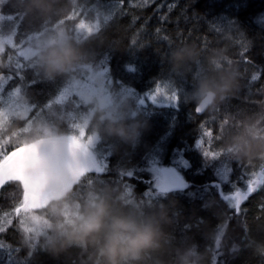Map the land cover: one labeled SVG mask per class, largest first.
I'll return each mask as SVG.
<instances>
[{
  "label": "trees",
  "instance_id": "1",
  "mask_svg": "<svg viewBox=\"0 0 264 264\" xmlns=\"http://www.w3.org/2000/svg\"><path fill=\"white\" fill-rule=\"evenodd\" d=\"M92 5L105 12L96 16L88 11ZM0 13L16 18L6 19L2 27L3 35L10 34L12 41L0 50V88L9 79V70H24L22 79L12 80L3 90L2 97L13 91V109H4L0 103V146L14 144L16 148L0 163L24 145L43 138L66 137L79 128L85 135L96 136L104 169L99 167L100 172L83 175L73 186L75 196L83 197L89 191L107 194L114 202L138 212L151 211L160 203L168 205L165 248L145 253L137 264H179L177 249L192 244L202 254L201 264H264V187L250 194L238 213L220 195L236 188L246 190L249 174L257 172L259 177L260 168L264 169L260 159L237 160L227 152L230 137L243 128L245 121H258L257 136L264 135V0H124L123 5L119 0H54V10L48 13L30 10L27 0H0ZM82 23L85 29L76 30ZM58 29L79 41L91 56L73 76L50 79L35 65V56L18 55L16 47L29 43L30 35L43 33L48 38ZM185 44L195 45L200 56L173 69L169 54ZM225 46L226 56L240 72L238 87L216 108L197 114L184 95L197 76L213 71L207 59L212 50ZM102 65L107 69V87L113 93L128 90L134 105L137 96L158 85H168L175 94V105H143L134 114L129 111V118H141L144 123L134 143L94 131L89 114L92 106L84 104L76 93L70 96L65 111L59 106L50 108L65 83ZM69 110L76 112L74 123ZM14 113H22L23 119H16ZM170 116L173 120L167 130L162 164L170 160L174 163L178 156L177 169L187 184L159 191L149 183L148 154L159 135L165 133L160 130ZM38 122L46 127L38 128ZM207 130L212 139L210 154L218 151L219 159L211 155V159L206 158L197 146ZM219 160L223 161V170ZM7 181L18 184L0 188V223H4L3 213L15 205L21 223L20 230L4 225L7 230L0 233V242L19 250L12 253L0 248L1 257L11 254L15 264H92L89 249L73 246L57 253L49 251L44 237L34 236L26 221L48 202L34 208L20 207L24 185L18 179ZM19 188L23 189L22 196Z\"/></svg>",
  "mask_w": 264,
  "mask_h": 264
},
{
  "label": "clouds",
  "instance_id": "2",
  "mask_svg": "<svg viewBox=\"0 0 264 264\" xmlns=\"http://www.w3.org/2000/svg\"><path fill=\"white\" fill-rule=\"evenodd\" d=\"M27 2L30 10L35 8L42 13L54 10V0ZM225 36L228 38L229 33ZM226 47L212 50L207 59L213 71L197 76L194 86L184 95L185 101L191 102L199 112L216 108L238 87L240 72L226 56ZM33 54L35 65L50 79L73 76L91 56L63 29L50 35ZM199 56L200 50L195 45L185 44L171 50L168 59L173 69H179ZM95 84L103 89L102 77L97 75ZM82 102L92 106L90 123L94 131L128 143L137 141L144 123L141 118H129V111L135 110L130 95L110 98L86 93ZM13 115L23 119L22 113ZM257 122L245 121L243 128L230 137L228 148L235 159L264 161V135L257 136ZM37 127L46 126L38 122ZM168 211L164 203L148 212L133 211L123 203L114 202L109 195L95 191L77 197L70 185L52 195L41 210L33 211L28 222L34 236L42 235L44 246L52 253L75 246L90 250L92 264H137L145 253L165 248L164 225L169 222ZM177 255L179 264H201L202 261L195 244L177 249Z\"/></svg>",
  "mask_w": 264,
  "mask_h": 264
},
{
  "label": "rangeland",
  "instance_id": "3",
  "mask_svg": "<svg viewBox=\"0 0 264 264\" xmlns=\"http://www.w3.org/2000/svg\"><path fill=\"white\" fill-rule=\"evenodd\" d=\"M4 17L5 16H3L0 13V20L3 21L2 23H0V47H2V49L5 45V43H10L12 41L10 34L3 35V33H2V27L4 26L3 24L6 23L8 20L7 17H6L7 20L4 19ZM84 29H85L84 24L82 23L79 26H77L76 30L82 32ZM28 38H29L28 39L29 43L27 42L23 46H17L16 47L18 55H21L24 57L34 56L33 53L39 48V46L45 40H47V38L44 37L43 33H35L33 35H30ZM97 75L102 77V79H103V83H104L103 89H99L96 87L95 77ZM107 82H108L107 69L103 65L92 68V69H90L89 73L86 76H81L80 79H75L74 81H70L68 83H65L64 86L62 87V89L60 90V92L58 94H56V96L53 98L52 104L51 103L49 104L50 108L55 109L59 106L60 108H62L63 111H65V109H66L65 108L66 107L65 101L68 102L70 96H72V94H74V93H76L81 98L86 93H92L95 95H104V96L110 97V98L111 97H119L123 94H127V95L131 96V92H129L128 90L127 91L123 90V89H121L120 91H118L116 93H113L107 87V85H108ZM159 86H161V92L160 93L155 92V89L157 88L156 87L154 90H152L150 92H145V93H142L141 95L137 96L135 98V101H136L135 110L137 108H140L143 105H149V106L175 105L176 98H175V94H174L173 90L171 88H169L168 85H159ZM17 99L20 100V102L22 101L21 97H17ZM0 103H2L4 109L10 110L13 107V91L10 92L8 95L1 97ZM9 110H5V111H9ZM135 110H131L130 113L134 114ZM67 113L69 114L71 121H73V123H74V119L76 117V112L74 113L72 110H69V111H67ZM150 113H152V112H149V114ZM89 114H90V112H89ZM86 120L87 119L83 120V122L80 124V127L84 125ZM172 120H173L172 116H170L167 119L168 124H166V126L164 128L162 127L163 130L162 129L160 130V132L164 131L165 133H161L159 135V137L157 139V143L154 146L155 148L153 150L151 149L150 153L148 154V160H149V164L151 166L150 167L151 178H150L149 183H150L151 187H154V188L158 189L159 191L171 190V188L169 187V183L171 181V179L169 178V174H172V175L177 176V177L181 178L182 180H184L183 175L177 169L178 164H179L178 163L179 162L178 156L176 158H174V163L171 162V160H170L169 163H167L166 165L162 164L163 147H164L165 141L168 137L169 131L167 132V130H170ZM77 130L74 131L72 134L67 135L66 137H56V138L66 139V140H69L70 142H72L73 144L80 146L81 148H83L86 152H88L91 155V157L93 158V160L95 161V163L97 164L98 167H100L101 169H104L103 168L104 167V159L102 157V153L96 149V142H95L96 136L94 134H86L85 135L82 132V130H80V129L78 131ZM205 132H208V133L205 135ZM205 132L202 133V136L199 138L201 140L200 145L198 144V140H197V146L200 148L202 153H203V150H205V151L207 149L209 150V145L212 142V139L209 135L210 131L207 130ZM50 138H52V137H50ZM212 152L214 154L212 155V154H210L211 153L210 152L209 155L214 156V157H218V151L212 150ZM227 152H229V149L227 150ZM8 157H6L5 159H7ZM219 158H220V156L218 157V159ZM219 164L221 165L220 169L223 170L224 169L223 167H225V166H222L223 161L219 160ZM101 169H100V171H101ZM24 188H25V185H24ZM50 198H51V196H48L45 198H38V197L34 196L30 191H28L25 188L23 203L20 207H22V208L23 207L34 208L36 206H40L42 204H45L46 202H48V200H50ZM26 221L28 223L27 228L31 229V226L28 222V219H26ZM0 263L15 264V260H13L11 258V254L9 256H7L6 258L1 257V254H0Z\"/></svg>",
  "mask_w": 264,
  "mask_h": 264
},
{
  "label": "water",
  "instance_id": "4",
  "mask_svg": "<svg viewBox=\"0 0 264 264\" xmlns=\"http://www.w3.org/2000/svg\"><path fill=\"white\" fill-rule=\"evenodd\" d=\"M81 149L62 138H43L24 145L0 163V184L18 179L34 196H52L59 190L76 185L86 173L100 172L91 155ZM51 151H55L59 162L53 161ZM169 178L170 188H181L187 184L172 174Z\"/></svg>",
  "mask_w": 264,
  "mask_h": 264
},
{
  "label": "snow or ice",
  "instance_id": "5",
  "mask_svg": "<svg viewBox=\"0 0 264 264\" xmlns=\"http://www.w3.org/2000/svg\"><path fill=\"white\" fill-rule=\"evenodd\" d=\"M119 2H120V5H123L124 0H119ZM145 2H147V0H145ZM88 11L95 12L96 16H98L99 13L101 11H104V10L97 7L96 5H92L91 8L88 9ZM112 15L113 14L111 13V16ZM4 19H6V17H4ZM7 19L9 21H12L16 18L11 16V15H8ZM161 19H163V17H161ZM2 22L3 21L0 20V23H2ZM15 27H16V35L19 36L20 35V29H19L18 24H16ZM157 31H159V29H157ZM16 42L18 43V41H16ZM20 59L22 60V58H20ZM6 75L9 77V79L4 84L3 88H0V97H2L3 90L7 86V83H10L14 79L20 80L24 77V70L22 68L16 69L15 71L9 70ZM253 79H256V77L254 76ZM32 83H35V81H33ZM155 92L160 93L161 92V86L158 85L157 88L155 89ZM66 104H67V101H65V105ZM195 112L200 113L197 110H195ZM207 133L208 132H205V135ZM198 144L199 145L201 144L200 139L198 140ZM15 148H16V145H14V144H7V145L0 146V159H2L3 156L8 154L9 152L14 151ZM9 149H11V150L9 151ZM81 150L84 151L83 148ZM210 152H211V150H208V149L206 151L203 150V154L205 155V157L211 159L212 157L209 155ZM50 156L53 159V161L59 162V160L56 158L55 151H51ZM93 172H95V171H93ZM259 172L261 174L259 177L257 176V172H252L249 174L251 178L246 180V190L236 188L234 191H232L229 194H224L221 191V193H220L221 198L224 201L228 202V207L230 209L234 208L236 210V212L238 213L240 211L241 203L243 201H245L249 197V195L252 194L254 191L264 187V169L260 168ZM241 179H243V177H241ZM9 183H14L15 185L18 184V182L6 181L4 184H0V188L4 187L6 184H9ZM233 187H234V185H233ZM22 193H23V189L19 188L20 196H22ZM16 204H17V197H16ZM15 207H16V205H15ZM15 207H13L10 211L3 213L2 217L4 218V223H0V233H3L7 230L6 227H4V225H6L7 227H15V228L20 230L21 221H20V218L15 215ZM14 221H15V223H14ZM0 248L8 249L12 253H14V252L16 253L19 250V248H16L13 250L10 245H6L3 242H0Z\"/></svg>",
  "mask_w": 264,
  "mask_h": 264
}]
</instances>
